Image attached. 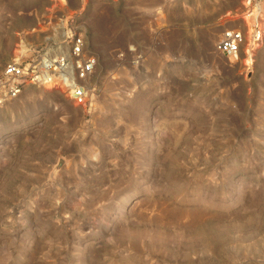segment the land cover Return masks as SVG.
I'll return each mask as SVG.
<instances>
[{"label": "rangeland", "instance_id": "obj_1", "mask_svg": "<svg viewBox=\"0 0 264 264\" xmlns=\"http://www.w3.org/2000/svg\"><path fill=\"white\" fill-rule=\"evenodd\" d=\"M70 34L93 106L0 105V264H264V0H0V73Z\"/></svg>", "mask_w": 264, "mask_h": 264}, {"label": "built area", "instance_id": "obj_2", "mask_svg": "<svg viewBox=\"0 0 264 264\" xmlns=\"http://www.w3.org/2000/svg\"><path fill=\"white\" fill-rule=\"evenodd\" d=\"M244 43L240 30L223 32L214 44L222 56H237ZM84 39L70 34L61 48L44 50L28 61H13L0 73V105L15 99L28 85H50L68 91L73 103L82 108L93 106L96 89L89 83L95 69L93 57L86 55Z\"/></svg>", "mask_w": 264, "mask_h": 264}, {"label": "crops", "instance_id": "obj_3", "mask_svg": "<svg viewBox=\"0 0 264 264\" xmlns=\"http://www.w3.org/2000/svg\"><path fill=\"white\" fill-rule=\"evenodd\" d=\"M59 37L60 38H62V33H61V35H59ZM53 45V46H52ZM56 45H57V41L56 40H51V39H46V41H43L42 43H41V45H38V46H40V47H49V46H51V47H56Z\"/></svg>", "mask_w": 264, "mask_h": 264}, {"label": "bare ground", "instance_id": "obj_4", "mask_svg": "<svg viewBox=\"0 0 264 264\" xmlns=\"http://www.w3.org/2000/svg\"><path fill=\"white\" fill-rule=\"evenodd\" d=\"M251 63H252V60L251 59L247 60V64L248 65H250Z\"/></svg>", "mask_w": 264, "mask_h": 264}]
</instances>
